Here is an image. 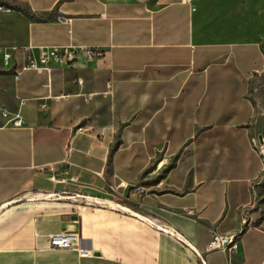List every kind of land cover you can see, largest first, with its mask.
<instances>
[{
	"label": "crops",
	"instance_id": "obj_1",
	"mask_svg": "<svg viewBox=\"0 0 264 264\" xmlns=\"http://www.w3.org/2000/svg\"><path fill=\"white\" fill-rule=\"evenodd\" d=\"M211 2L0 0V47L107 52L0 70V264H264V34Z\"/></svg>",
	"mask_w": 264,
	"mask_h": 264
},
{
	"label": "built area",
	"instance_id": "obj_2",
	"mask_svg": "<svg viewBox=\"0 0 264 264\" xmlns=\"http://www.w3.org/2000/svg\"><path fill=\"white\" fill-rule=\"evenodd\" d=\"M7 11V8L0 7V12ZM107 52L105 50L88 47V46H52V47H16L5 48L0 47V70L11 73L15 82H19L22 76L26 73L42 74L44 72H51L53 66L56 64H66L68 66L76 63L80 58H84L86 62L94 60H102L105 58ZM82 80L78 79V84H82ZM15 127H21L23 122L19 118H14L8 122ZM84 131L79 128L77 132ZM68 163V162H66ZM69 175V171L63 172L62 180L51 177L54 183H65V178ZM77 180V178H73ZM119 189L130 190L133 195L141 194L144 189L137 186H129L128 183L120 181L118 183ZM176 235V234H175ZM179 241L182 237L176 235ZM81 240L78 235L74 233H59L52 235L49 239V249L52 250H71L79 249ZM237 250L236 237L214 235L207 246V252L224 251L229 254H234ZM81 256L90 255L87 252L79 251Z\"/></svg>",
	"mask_w": 264,
	"mask_h": 264
},
{
	"label": "rangeland",
	"instance_id": "obj_3",
	"mask_svg": "<svg viewBox=\"0 0 264 264\" xmlns=\"http://www.w3.org/2000/svg\"><path fill=\"white\" fill-rule=\"evenodd\" d=\"M199 2L201 3V1ZM211 5L215 8L214 11L217 12V14L218 11L221 15L227 14V19H229L228 14L233 12L230 6L235 5V9L242 6L241 17L243 19L257 17L258 23L256 26H258V31L260 34H264V0H212ZM220 14L217 16L219 20L222 21Z\"/></svg>",
	"mask_w": 264,
	"mask_h": 264
},
{
	"label": "water",
	"instance_id": "obj_4",
	"mask_svg": "<svg viewBox=\"0 0 264 264\" xmlns=\"http://www.w3.org/2000/svg\"><path fill=\"white\" fill-rule=\"evenodd\" d=\"M261 139V138H260Z\"/></svg>",
	"mask_w": 264,
	"mask_h": 264
}]
</instances>
